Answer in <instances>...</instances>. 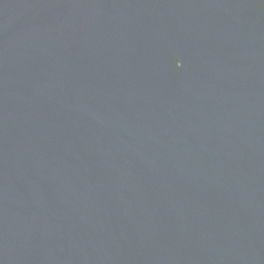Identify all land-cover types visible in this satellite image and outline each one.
I'll return each mask as SVG.
<instances>
[{
  "label": "water",
  "instance_id": "1",
  "mask_svg": "<svg viewBox=\"0 0 264 264\" xmlns=\"http://www.w3.org/2000/svg\"><path fill=\"white\" fill-rule=\"evenodd\" d=\"M0 264H264V0H0Z\"/></svg>",
  "mask_w": 264,
  "mask_h": 264
}]
</instances>
